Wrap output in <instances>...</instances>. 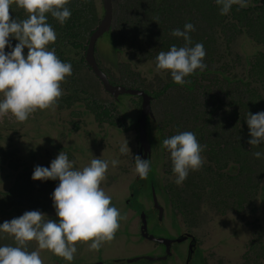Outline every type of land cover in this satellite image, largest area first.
<instances>
[{
	"label": "flooded vegetation",
	"instance_id": "1",
	"mask_svg": "<svg viewBox=\"0 0 264 264\" xmlns=\"http://www.w3.org/2000/svg\"><path fill=\"white\" fill-rule=\"evenodd\" d=\"M190 1L175 0V4L172 0H130L126 7L130 16L122 19L116 29L118 34L124 33L125 36L117 39L112 0L110 32L116 45L129 56L122 64L123 73L117 77L102 66L98 43L95 59L113 85L147 94L150 113L145 124H140L144 98L129 95L139 101L137 117L135 120L122 118L115 104L117 100L96 76L115 103L105 105L92 100L110 110L106 121L102 122L96 113H92L99 125L123 131L133 127L137 156L149 160L150 171L146 179L136 173L125 196L116 202L115 207L126 219L120 222L115 239L103 244L99 251L85 250L77 254L68 264H212L215 256L203 244L211 232H207L204 225L242 222L244 215L257 212L259 202L264 213V143L258 146L249 144L251 136L247 124L248 113L264 112V38L258 36L256 24L254 31H250L249 26L240 25L231 11L222 17V25L211 27L188 7ZM80 3L86 6V16L89 14L91 19L95 14L97 17L94 21L97 25L86 39L87 45L83 43L85 48L79 50L90 70L86 63V49L90 36L102 19H99L95 0H87L85 4L80 0ZM258 5L261 3L249 0L248 6L237 13L244 10V20L256 23L262 15ZM102 8L105 14L103 0ZM165 8L172 11L171 21L178 26L172 25L165 16L158 22L152 13L154 9ZM182 23L194 25L195 30L189 33L191 44L188 46L194 47L197 43L204 46L206 56L203 62L207 67L185 77L190 83L179 85L173 81L170 71H156V57L160 51H169L172 45H185L182 37L171 35L173 29L184 30ZM136 33L139 34L137 39L135 36L129 38L130 34ZM242 35L262 48L248 62L244 75L242 61L230 56V46ZM14 43L10 40L15 47ZM218 49H223V56ZM135 58L138 66L152 65L151 73L156 78L153 86L147 84L140 69L138 72L132 69ZM184 131L193 132L199 144L206 146L201 153L204 163L200 170L190 171L183 184L177 185L170 153L163 148L162 142ZM255 152L262 153L261 158H256ZM250 225L253 237L246 245L245 259L262 260L264 218L257 223L251 221Z\"/></svg>",
	"mask_w": 264,
	"mask_h": 264
},
{
	"label": "clouds",
	"instance_id": "2",
	"mask_svg": "<svg viewBox=\"0 0 264 264\" xmlns=\"http://www.w3.org/2000/svg\"><path fill=\"white\" fill-rule=\"evenodd\" d=\"M221 6V14L227 15L233 5L240 8L248 6L249 0H216ZM70 0H0V118L11 114L16 121L26 122L37 111H55L63 94L61 85L72 75V65L62 62L49 50L55 44L57 35L47 22L51 14L63 25L70 17L67 7ZM15 4L28 15L27 19L17 21L10 15ZM194 25L186 23L184 30L173 29L171 35L182 37L185 45H172L169 51H160L156 57V71H170L176 84L190 83L185 77L193 75L197 69L204 71L206 56L204 46L191 44L190 32ZM10 37L19 41L10 53ZM28 49L27 56L24 49ZM247 124L250 129V145L264 143V112L248 113ZM162 146L170 153L176 184L181 185L190 171L202 168L204 159L202 147L195 134L184 131L166 138ZM121 154L130 149L126 139L120 147ZM256 158L262 153L255 152ZM109 163L113 168L120 163L93 158L82 169L74 168L63 151L51 162L49 167L37 166L33 180H59L53 193L54 207L58 221L51 220L39 211H28L22 216L0 225V233L14 240L15 246H0V264H43L40 251L29 252L30 242L35 241L39 250H47L71 262L77 252L78 244H87L90 250L99 251L105 243H111L120 229V222L126 219L112 206V198L101 187L107 179ZM150 171L149 160L135 158V172L146 179Z\"/></svg>",
	"mask_w": 264,
	"mask_h": 264
},
{
	"label": "rangeland",
	"instance_id": "3",
	"mask_svg": "<svg viewBox=\"0 0 264 264\" xmlns=\"http://www.w3.org/2000/svg\"><path fill=\"white\" fill-rule=\"evenodd\" d=\"M130 0H114V35L118 39L119 36H125L124 33L118 34L116 29L120 21L127 18L129 10H126ZM99 19L104 16L102 8V0H95ZM89 20L86 27V36L84 44L87 45L86 39L89 31L96 27V22L90 21V15L87 14ZM114 36L102 38L97 45L98 57L105 69H109L116 77L123 73L122 64L127 61L129 55L125 54L114 42ZM14 45L6 47L5 52L10 53ZM49 50L51 48L48 45ZM126 49V47H123ZM222 56L223 49H218ZM262 50L253 40L245 35L238 36L230 46V56L238 57L242 61L241 72H246L248 62L254 55ZM28 53V49H27ZM25 54V57L27 56ZM67 53V52H66ZM65 53V54H66ZM56 54V52H55ZM219 54V55H220ZM82 52L71 50L68 54L72 58V75L66 78V83L61 85L63 94H70L73 89L81 91L82 97L89 100L109 105L114 104V100L104 91L103 86L95 75L88 70L87 65L78 63ZM132 57V56H130ZM133 70L137 72L141 70L144 80L149 85H154L155 75L151 73L152 65L138 66V60L134 59ZM140 69V70H139ZM135 71V72H136ZM148 71L150 73L148 74ZM121 73V74H120ZM139 87V85H136ZM3 96L0 95V100ZM138 99L125 96L120 97L119 102L115 103L118 107L119 114L124 119L135 120L138 112ZM154 109V108H153ZM80 113V116L74 117L72 112ZM128 142L130 152L121 154L120 147L124 140ZM0 149L13 152L11 157L18 169H12L9 164L0 165V191H7L15 182L20 172H34L35 167H49L51 162L59 155L60 152L67 154L70 161L74 162V168L82 169L90 164L93 158H100L111 161L119 160L117 167L113 168L109 163L107 179L102 183L101 187L111 196L112 206L115 207L116 202L121 200L126 192L128 185L135 179V158L137 156V139L136 131L132 127L128 131H123L111 127L109 125H99L93 113L87 108L86 103H78L73 108H67L65 104L57 105L55 111L45 110L37 111L29 117V119L20 123L15 117L9 114L0 118ZM38 201L29 204L26 207L11 210L0 220V225L5 221H11L14 218L22 216L28 211H39L51 220L58 221L56 209L54 207L53 193L59 184V180L41 181ZM264 213L261 209V202L254 215H244L242 222L227 224H209L204 225L207 232L211 235L204 240V248L215 256L212 264H264V259L255 260L253 257L245 259V250L248 241L253 237L251 221L257 223L262 221ZM261 218V219H260ZM15 246L14 240L7 234L0 233V246ZM31 251H40L43 264H68V261L54 255L47 250H39L35 241L30 242L28 249ZM90 250L87 244L77 245V254ZM67 262V263H66Z\"/></svg>",
	"mask_w": 264,
	"mask_h": 264
},
{
	"label": "trees",
	"instance_id": "4",
	"mask_svg": "<svg viewBox=\"0 0 264 264\" xmlns=\"http://www.w3.org/2000/svg\"><path fill=\"white\" fill-rule=\"evenodd\" d=\"M172 1L175 2V0ZM253 1L255 3H261V5H258L257 8L262 11V15L258 17L256 23L244 20V14L246 13L244 10L237 13V10L241 9L238 5H233L230 11L234 17L238 18L240 25L249 26L250 31H254V24H256L259 31L258 36L264 38V0ZM85 2H87V0H83L84 4ZM189 4L191 6L188 5V7H190L196 15L200 16V18H202L205 23L209 24L211 27L222 25V17H224V15L221 14V6L217 4L216 0H191ZM67 7L71 11V17L63 25H61L58 20L52 17L51 14H47V22L52 26L57 35L55 44H50L49 47L51 50L55 49L57 57L62 62L71 64V61L73 60L68 56L70 51H77L80 49L83 50L85 48L83 47V43L86 36L87 23L89 20L85 15L86 6H82L80 0H70V3L67 5ZM152 13L156 15L158 22L162 16H165L169 21H171L172 11H168L166 8L158 10L154 9ZM10 15L12 19L22 21L27 19L28 14L23 9L13 4L10 9ZM90 20L92 22L97 21L96 15L94 14ZM171 23L174 26H178V24H174L172 21ZM182 24L184 25V23ZM126 34L128 37V33ZM133 36H135L134 38L137 39L139 34H130L129 38ZM9 40L15 41V45L19 42L15 39V37H10ZM26 53L27 48L24 49V55ZM78 63L83 64L84 58L81 57ZM81 95V91L79 92L73 89L70 94H62L58 105L61 106V103H63L67 108L71 109L76 104L84 102L87 104V108L91 112L96 113L98 119L100 117L102 122L106 121L107 117L110 116V110L106 106L96 104L95 101L83 98ZM72 115L74 117H78L80 116V113L73 111ZM12 155L13 152L0 149V165L9 164L12 169L17 170L18 164L16 165L14 160L11 159ZM32 175L33 173L31 172H20L9 190L0 191V218H4L11 210L26 207L29 204L31 205L33 202L39 200L37 197L38 195H41V183L39 180H33Z\"/></svg>",
	"mask_w": 264,
	"mask_h": 264
},
{
	"label": "water",
	"instance_id": "5",
	"mask_svg": "<svg viewBox=\"0 0 264 264\" xmlns=\"http://www.w3.org/2000/svg\"><path fill=\"white\" fill-rule=\"evenodd\" d=\"M104 5V17L102 18L98 28L93 32L90 36L89 44L86 49V63L89 66V69L93 71L95 76L101 81L105 90L110 93L116 100L119 102L120 97L125 96H143V114L140 119V124H145L146 118L148 113H150V97L145 94L143 91L136 90V89H127L124 86H115L113 85L106 73H104L97 64L95 59V47L96 44H99V41L102 38H109L112 36L110 29L112 25V17H113V6L112 0H103ZM115 43V40L113 44ZM97 44V45H98ZM99 51V50H98ZM142 140H143V133H142Z\"/></svg>",
	"mask_w": 264,
	"mask_h": 264
}]
</instances>
